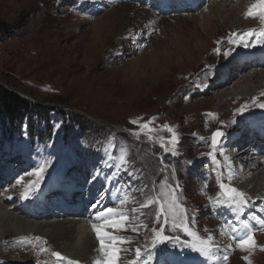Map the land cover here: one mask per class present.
Here are the masks:
<instances>
[{
    "label": "rangeland",
    "instance_id": "obj_1",
    "mask_svg": "<svg viewBox=\"0 0 264 264\" xmlns=\"http://www.w3.org/2000/svg\"><path fill=\"white\" fill-rule=\"evenodd\" d=\"M121 2L129 0H0V83L31 103L29 119L19 124L9 125L0 116V181L8 184L21 180L16 176L28 172L30 169L23 168L32 162L37 166L47 162L42 185L52 171L60 168V163L69 167L93 159L101 164L103 159L120 158L121 184L129 188L125 207L129 214L131 209L140 214L128 225V231L120 233L131 239V245L122 247L148 249L149 264H214L210 256L206 258L188 245L206 248L219 264H244V257L257 258L264 264L263 203L253 198L264 195L258 192L260 186H255L252 193L237 187L245 191L250 205L238 210L242 225L239 238L247 232L245 223L255 234V244L244 250L236 240L227 249H220L226 239L219 233V213L212 205L218 197L223 200L217 177L231 184L226 172L231 167L221 151L212 149V133H225L220 140L222 146L230 133L264 122V109L258 107L264 104L263 93L222 102L210 97L213 88L205 91L204 86L210 83H203V76L208 72L214 75V67L219 64L229 68V54L224 53H229L236 31H214L210 26L202 35L203 29L196 30L191 24L177 26L173 18L165 26V15L171 14L165 12V0L163 8L155 4L157 0H139L130 3L144 7L145 13L131 18L130 31L123 34L120 43L116 36L130 20L123 10L114 11ZM203 6L175 14H186L189 19L198 16ZM218 18L222 20L223 15ZM260 22L258 17L253 21L255 26ZM190 40L197 41L198 51H188ZM217 48L219 54L215 52ZM254 85L251 83L252 88ZM241 108H245L243 115L238 113ZM146 123L151 132L141 129L140 125ZM165 125L178 135L175 149L168 143L171 133ZM227 149L230 153L231 149ZM172 151L177 154L172 155ZM61 170L68 174L66 168ZM32 179L24 181L22 189ZM176 182L181 186L177 193L191 218L190 231L194 235L173 226L181 223L178 216H169L165 223L155 219L157 206L140 207L145 200L169 198L167 193ZM86 184L85 181L83 186ZM49 185L53 186V182ZM72 198L61 192L58 199L67 204ZM15 200L20 206L18 198ZM133 225L139 233L131 231ZM158 227L179 240L157 243L153 248L151 229ZM50 249L49 241L36 233L9 237L0 241V252L9 253L8 262L0 263L63 264Z\"/></svg>",
    "mask_w": 264,
    "mask_h": 264
},
{
    "label": "bare ground",
    "instance_id": "obj_2",
    "mask_svg": "<svg viewBox=\"0 0 264 264\" xmlns=\"http://www.w3.org/2000/svg\"><path fill=\"white\" fill-rule=\"evenodd\" d=\"M132 1L139 2V0L121 2L118 4V7L114 9L115 12L123 10L125 12L124 15L130 19L128 22H125L119 30L116 36L118 42L122 40L124 33L130 31L131 18L133 17L132 20L137 19V17L141 15V12L145 13L146 9L144 7L140 8L136 4L130 3ZM162 3H164V0H157V2H155L159 7ZM165 3V12L171 13L165 15V26H169L168 22L173 18L174 21L176 20L177 26L183 24L184 27H187L191 24L196 30L203 29L205 33H201L202 35L208 32L210 26V30L214 31L216 28L222 31H236L234 38H230L231 41H235V43H229V68L227 69V65L219 64L214 67V75L208 72L206 76L202 78L203 83H210L207 84L210 87L204 86L206 87L205 91L207 88H213V96L211 94L210 97L214 100L223 102L246 98V96L250 98L254 95L264 94V42H262L264 38H251L250 43L253 46L250 47H244L239 41V36L249 30H253L257 33L264 30V21L260 20L261 22L259 25L255 26L253 23L255 18L245 16L248 8L256 3V0H165ZM206 3L208 4L206 5ZM204 4L205 6H203ZM201 6H203L201 13L189 19L187 17L190 16H185L186 14H175L177 11L189 12V10L192 11V9L197 10ZM160 8H163V5H161ZM132 12L133 14H131V16H127ZM151 15L156 17L153 14ZM171 15L176 16L172 17ZM221 15H223V18L219 20L220 18H218V16L221 17ZM205 21H207V23ZM151 23L154 24L156 21L152 20ZM198 45L197 41L190 40L187 49L188 51H198ZM251 83L255 84L254 88L251 87ZM180 89L182 90L181 87ZM181 90H179V92ZM194 90L195 89H193V91ZM198 91L201 93L203 92V90ZM208 91L209 90L206 92ZM262 99H264V96ZM208 100L209 102L212 101V99ZM205 102H207V100ZM241 143L245 145L241 146ZM227 148L231 149L230 153ZM62 153L61 155L63 156L66 154L65 151ZM221 153L224 161L231 167L230 171H226L228 177L229 175L238 176L236 180L231 179V186L235 188L239 187L241 191L249 189L247 191L251 193L254 191L255 186H260L261 189H258V192L260 194L264 193V122L251 124L249 128L241 132L234 131L230 133L229 138L222 144ZM120 162V158L114 161L103 159L101 164H96V161L93 159L87 162L84 161L81 165L75 166L71 164L69 167H65V165L61 166L60 163V168H66L68 174H66V172L63 173V170L60 171V168L52 171L49 178L40 185L38 196L36 195L28 200L19 198L21 191H23L22 184L31 177L28 176L27 173H30V170L34 168L36 169L37 164L29 162L30 165H25L23 168L30 169L28 172H22L23 170L19 171L22 173L16 177H19V179L23 178L20 184L16 182L7 184L0 181V241H4L13 236H20L21 238L23 235L36 233L49 241L51 254L52 252H59L62 256L66 257L67 260L78 261L79 264H94V261L100 258V253L98 252L99 244L92 230V223L96 222L95 213L102 208L114 206L118 210L129 213V210L125 207L129 200L127 192L129 188L121 184L123 179H121L122 174L118 167ZM107 165H109V170H106ZM74 170L76 171L74 172ZM91 171L93 172L91 173ZM14 175H16V173ZM48 181L49 183L52 181L53 186L49 185ZM85 181L87 184L83 186ZM81 186L85 188L83 189ZM48 191L55 195L49 194ZM61 192L67 195H73L70 203L66 202L67 204H65L64 201L58 199ZM82 192L85 193V200H83ZM38 197L39 200L37 199ZM257 197L258 196L255 197L254 195L253 198L256 199L257 203H263L264 206V195ZM16 198H18L20 206H16ZM122 200L124 201L123 204ZM213 204L216 206V208L215 206L213 207V210L219 213L216 220L219 225V233L222 238L226 239L225 245H219V247L225 250L227 249V245H234L236 242L232 239L233 235L239 238V232L242 230V225L239 220L241 216L239 217V215H237V210H232L225 205L217 203V200H215L212 205ZM227 208H229V210H226ZM83 210H85V213L82 212ZM122 232L124 231L117 232L116 234L120 235ZM252 235L254 236L255 234ZM128 256L131 258L133 253H129ZM8 257L9 253L2 254L0 252V260L5 262ZM209 258L212 263L219 264V260L215 258V256L210 255ZM3 261L0 264H3ZM65 261H62L63 264L66 263ZM243 262L244 264H261L259 263L260 261L258 262L257 258L244 259Z\"/></svg>",
    "mask_w": 264,
    "mask_h": 264
},
{
    "label": "snow or ice",
    "instance_id": "obj_3",
    "mask_svg": "<svg viewBox=\"0 0 264 264\" xmlns=\"http://www.w3.org/2000/svg\"><path fill=\"white\" fill-rule=\"evenodd\" d=\"M246 17L259 18L261 21H264V0H256V3L251 5L247 12L245 13ZM253 37L264 38V30L259 31V33L249 30L248 32L239 36V41L243 44L244 47L253 46L250 43V39ZM264 42V41H262ZM230 43H235L231 41ZM217 54L220 53V49L215 50ZM228 52H225L224 55H228ZM260 108H264V104L258 105ZM245 108L238 109V113L243 115ZM131 123H137V121H131ZM150 123V122H149ZM141 129H148L149 132L152 131L149 128V124L140 125ZM164 128L171 133V139L168 143L175 149L179 143L178 135L175 131L168 125H165ZM139 138V134H136ZM225 136V133L220 130H216L212 133L211 136V147L214 151L219 150L222 152V146L220 145V140ZM151 139V136L148 137ZM203 139V137H201ZM164 147V145H161ZM172 155H176V151H172ZM212 153H210L211 155ZM47 170V162L37 166V168L30 173H27L28 176L34 177V179L27 182L26 187L20 193V199L28 200L36 196L40 190V185L43 180V174ZM232 176L229 175L228 180L231 181ZM21 180H17V184H20ZM217 183L219 185L220 196L223 197V200L217 198V203L225 205L232 210H242L243 208L249 207L248 198L244 192L239 191L237 188L226 184L220 177H217ZM179 182H176L173 186L170 187V190L167 193V199L165 198H153L150 200H145L141 202V208H149L152 206L158 207V214L155 217L157 220H163L165 223L168 222V217L172 216L176 218L177 216L181 220L179 224H173L175 228L182 229L188 235H194L190 231L191 218L187 214V209L183 206V202L180 201L177 189H180ZM10 198V197H9ZM211 199V198H210ZM124 201L122 200V204ZM95 207V205H94ZM261 212H264V206L260 208ZM140 214L137 213L136 209H131L130 214L124 211L118 210L114 207H105L100 209L95 213V221L92 223V230L95 233L96 240L98 241L99 248L98 252L100 253V258L94 261V264H149L151 259V252L148 249H142L140 247H122L124 244L131 245V239L128 236L117 235V232L128 231V225L132 222L133 219H138ZM147 227V225H144ZM244 228L248 231L242 238H237L233 235L232 239L236 240L239 244L241 250H244L248 246H253L255 244L252 231L248 224L245 223ZM131 231L139 233V228L133 225ZM235 231V230H234ZM153 233L152 246L153 248L157 243H164L166 241L170 242L172 240H179V237H170L164 234L162 228L151 229ZM40 237H36V240H40ZM208 240L211 241L212 237L209 236ZM31 242V241H29ZM200 243L204 245V241L201 240ZM194 251H199L203 256L208 258L211 254L206 248L197 249L195 245H188ZM40 251H47L45 248H41ZM144 252H148L147 257L144 256ZM129 253H133V256L130 258ZM52 256L56 257L58 262L67 260L66 257L62 256L59 252H52ZM227 256H224L223 259L227 260ZM245 259H247L245 257ZM67 264H79L78 261L67 260Z\"/></svg>",
    "mask_w": 264,
    "mask_h": 264
},
{
    "label": "trees",
    "instance_id": "obj_4",
    "mask_svg": "<svg viewBox=\"0 0 264 264\" xmlns=\"http://www.w3.org/2000/svg\"><path fill=\"white\" fill-rule=\"evenodd\" d=\"M31 103L0 83V116L9 125L29 119Z\"/></svg>",
    "mask_w": 264,
    "mask_h": 264
}]
</instances>
